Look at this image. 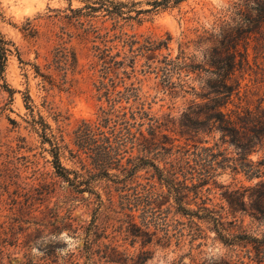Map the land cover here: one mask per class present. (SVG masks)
<instances>
[{
	"label": "rangeland",
	"instance_id": "obj_1",
	"mask_svg": "<svg viewBox=\"0 0 264 264\" xmlns=\"http://www.w3.org/2000/svg\"><path fill=\"white\" fill-rule=\"evenodd\" d=\"M151 1L60 0L22 19L0 9L9 50L0 59V264H264V177L247 178L248 162L233 160L234 149L223 145L213 153L232 160L218 157L224 168L199 179L210 158L191 148L180 125L193 97L168 89L201 82L164 64L185 43L186 57L200 63L198 36L238 0H186L167 9ZM168 35L167 50L152 60L124 45L129 37L143 44ZM252 46L241 82L251 108L264 96V49L255 59ZM104 50L124 62L115 74L104 70ZM139 107L163 124L153 141L148 120L136 124ZM111 108L117 125L99 129ZM139 131L152 144H142ZM199 138L200 147L219 143L215 133ZM110 148L109 168L99 170L97 155ZM186 149L190 167L177 162ZM54 154L67 180L56 173ZM248 160L256 167L264 151ZM65 230L64 241L54 239ZM42 236L44 255L35 256ZM69 246L76 252L57 253Z\"/></svg>",
	"mask_w": 264,
	"mask_h": 264
},
{
	"label": "trees",
	"instance_id": "obj_2",
	"mask_svg": "<svg viewBox=\"0 0 264 264\" xmlns=\"http://www.w3.org/2000/svg\"><path fill=\"white\" fill-rule=\"evenodd\" d=\"M183 1L186 0H153L148 4L153 9H167L169 6H176ZM113 8L116 10L115 6ZM228 12L227 18L220 21L216 28L212 29V32L203 31L204 34L198 36L196 47L201 53L202 60L200 63H195L194 57L191 59L186 57L184 50L187 47L186 43L179 45V55L176 59L172 60L168 58L169 56H164L165 66H172L179 74L186 72L190 80L199 79L201 82L198 87L176 84L174 87H169L168 90L170 95H176L175 89L177 88L178 93L184 92L186 95L193 97V100L189 102L188 107L181 114L180 125L184 128V135L188 136V140L193 143L191 148L199 150L198 154L205 153L211 160H209L208 168H205V166L201 168L203 173L199 179L212 180L216 171L224 168V166H219L218 157H222L226 163L229 162L230 158L225 156V151L219 152L220 154L213 153L214 148L221 149L223 145L234 149L235 158L233 160H246L248 162V168L252 174L247 178L260 179L264 177V170L260 168V166L264 167V160L253 167L254 165L251 164L248 157L253 153L264 151V96L258 99L255 107L251 108L246 102L249 90L244 89L241 93V82L244 71L250 68L248 46L253 44L251 49L255 59L261 55L262 49H264V0H238L229 8ZM139 13L141 11L137 12V14ZM127 19H132V17L129 16ZM170 41L171 37L168 35L166 40L159 42L147 41L139 44L140 42L129 37L124 41V45L129 47L130 53L138 51L147 60H152L159 55L158 52L161 49L167 50ZM136 45L138 47L133 50ZM5 46L6 42L3 41L0 35V59L2 61L5 60L6 53L9 52ZM99 59L106 65L104 70L107 73L115 74L116 65L123 66L124 64L122 60L116 61L109 55L107 50L100 51ZM131 64H134V59H132ZM127 67L131 68V66ZM131 69L133 71V68ZM123 75L129 76L126 72ZM196 100L201 101V103L196 102ZM230 107L232 108L230 109ZM139 108L137 114L140 121L136 123L138 120L134 113L130 115V119L135 121L139 128H143L146 124L144 121L148 120L146 125L149 126V130L152 132L153 138L151 140L153 141L155 133L162 128L163 124L159 119L150 118L147 112L143 111V107ZM125 116L124 113L122 119H125ZM113 118L118 120L120 116L115 115L112 108L106 112L102 111L96 126L99 129L108 128L110 123H114L116 126L117 120ZM122 125L128 126L129 124L123 122ZM85 128H87L88 136L90 127L85 125ZM138 133L142 144H152L142 135L141 131ZM213 133L218 134L219 143H215L211 148L200 147L202 141L199 136L202 134L209 137ZM189 151V149H186L180 152L177 162H182L183 165L190 167V163L186 159ZM110 152H112V148L108 149L106 153L101 151L97 155L99 170L107 167L106 161L112 159L108 155ZM53 157L56 173L67 180V177L63 174L66 173V169L61 167L58 155L54 154ZM138 159L143 161L141 158ZM234 170L237 172L236 167ZM259 182L262 183L258 186L264 187V179ZM262 199L259 209L264 211V194ZM182 211L188 212L185 209H182Z\"/></svg>",
	"mask_w": 264,
	"mask_h": 264
},
{
	"label": "clouds",
	"instance_id": "obj_3",
	"mask_svg": "<svg viewBox=\"0 0 264 264\" xmlns=\"http://www.w3.org/2000/svg\"><path fill=\"white\" fill-rule=\"evenodd\" d=\"M60 0H0V9H6L10 14L15 18L22 19L24 17H32L38 10L43 9L45 4L59 3ZM35 5V7H34ZM67 236V230L61 233L59 238L54 237V239H59L64 241ZM259 238V237H258ZM44 237H40L36 241V246L33 248V254L35 256H42V253L39 249L46 245H41L40 241ZM76 252L70 246L67 248L58 249L57 253L61 256H67L70 253Z\"/></svg>",
	"mask_w": 264,
	"mask_h": 264
}]
</instances>
